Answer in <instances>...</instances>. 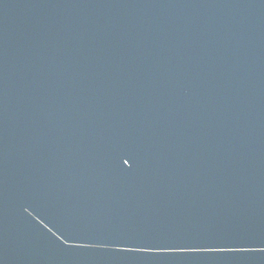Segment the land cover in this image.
Returning <instances> with one entry per match:
<instances>
[{"label":"water","instance_id":"obj_1","mask_svg":"<svg viewBox=\"0 0 264 264\" xmlns=\"http://www.w3.org/2000/svg\"><path fill=\"white\" fill-rule=\"evenodd\" d=\"M0 264H264V0H0Z\"/></svg>","mask_w":264,"mask_h":264}]
</instances>
